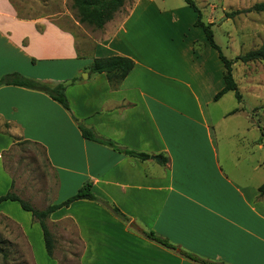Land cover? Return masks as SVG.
Returning a JSON list of instances; mask_svg holds the SVG:
<instances>
[{"label":"crops","instance_id":"1","mask_svg":"<svg viewBox=\"0 0 264 264\" xmlns=\"http://www.w3.org/2000/svg\"><path fill=\"white\" fill-rule=\"evenodd\" d=\"M20 4L21 11L13 0H0V69L18 74L20 66L44 74L57 66L68 69V80L37 79L66 85L70 113L40 92L8 86L0 88V120L9 124L12 137L43 148L56 180L50 205L89 183L97 199L129 219L123 223L88 200L53 213L50 224L66 220L74 227L79 263L199 264L182 252L214 264H264V197L258 193L264 154L249 140H237L235 148L226 145V132L217 133L220 121L233 114L213 118L223 66L194 28V13L177 45L165 38V27L181 25L185 9L165 10L154 0H133L125 16H114L98 35L78 41L55 24L56 14L32 16ZM111 56L134 63L116 88L103 74L89 73L94 59ZM78 124L149 159L139 161L85 140ZM16 205L1 203L8 210L1 213L24 231L38 232L36 243H43L38 223ZM140 232L154 233L175 250Z\"/></svg>","mask_w":264,"mask_h":264},{"label":"rangeland","instance_id":"2","mask_svg":"<svg viewBox=\"0 0 264 264\" xmlns=\"http://www.w3.org/2000/svg\"><path fill=\"white\" fill-rule=\"evenodd\" d=\"M32 1L13 0V4L21 11L22 4L20 3H24L27 11L25 13L30 12L32 16L45 13L56 14L55 24L60 29L73 34L78 41L81 39L89 41L88 35H98V29L78 23L76 11L71 7L72 0H42L41 3L31 4ZM154 1L164 6L165 10L185 9L182 11L184 21L181 25L166 23L165 27L167 29L165 38L174 40L168 42L177 45L175 39L177 38L179 42L181 36L188 33L189 24L188 28L184 24L192 20L193 12L183 0ZM193 1L200 10L202 21L205 24H212L214 42L227 59L233 60L264 44V13L251 12L229 19L226 16L231 12L246 10L254 4L263 3L264 0ZM46 3L49 5H44ZM132 3L133 0H125L123 8L114 16L118 19L125 16L126 8H129ZM161 46L163 50L171 49V46L164 42ZM195 48H200L197 42H195ZM17 68L23 77L41 83L44 82L37 78L42 76L62 80L71 78L68 69L58 66L47 74L35 68L22 66ZM0 70V77L11 73L9 69ZM232 75L241 99L238 102L234 93L229 92L212 106L215 119L235 111L233 115L220 121L217 133L226 132L224 138L226 145L235 148L237 140L243 144L249 140V144H258L264 154V62L256 61L247 64L237 62L232 67ZM79 77L84 79L85 73L80 74ZM9 128L8 123L0 120V196L6 192H12L34 209L43 210L54 200L55 175L48 167L43 148L30 141L12 137ZM16 131L17 128L13 126L12 132L16 133ZM16 206L21 211L19 205ZM2 208L0 207V264H80L78 259L81 244L69 221L65 220L55 224L46 221L47 229L54 242L53 256L48 258L43 243H36L38 232L24 231L18 223L1 213ZM3 210L7 209L3 208ZM39 231L42 235L40 229Z\"/></svg>","mask_w":264,"mask_h":264},{"label":"trees","instance_id":"3","mask_svg":"<svg viewBox=\"0 0 264 264\" xmlns=\"http://www.w3.org/2000/svg\"><path fill=\"white\" fill-rule=\"evenodd\" d=\"M183 2L195 15V20L193 23L194 28H198L201 30L206 43L210 48L216 51L218 60L223 66V88L215 94V96L213 97V101L216 102L226 93L232 92L234 93L236 100L239 102L241 96L233 79L232 67L237 62L241 64H247L256 61L264 62V44L256 50H252L243 55L235 57L233 60L227 59L222 54L220 48L214 42L213 32L211 30L212 24H205L202 21L200 10L197 8L193 0H183ZM124 4L125 0H72L71 7L76 11L79 24L92 26L95 29L101 30L106 23L113 19L114 14L121 8H123ZM251 12L264 13V2L254 4L252 7L246 10L231 12L226 16L229 19L234 18L237 15ZM133 67L134 63L131 59L120 56H111L104 59H94L90 65L89 73L103 74L108 84L112 88H116L128 76ZM8 86L40 92L46 95L52 101L56 102L65 112L70 113L68 101L65 95L66 85L64 83H60L55 86H48L47 84L25 78L22 75L14 72L0 77V88ZM233 112L235 111H232V113ZM73 120L76 121L75 119ZM78 129L80 131L81 137L85 140L97 143L99 145H105L111 148L113 151H116L125 156L135 158L139 161H145L149 159V155L147 154L137 153L117 147L112 142L96 136V134L91 129H87L80 124H78ZM166 162L167 159L161 157L160 163L165 164ZM91 188V185L87 183L83 185L73 196L69 197L62 203L49 205L43 210L34 209L28 203L20 200L12 192H7L4 195L0 196V204L8 201L15 202L18 203L22 211L30 213L32 219L37 222L40 227L46 255L49 258H52L54 242L47 229L46 221L53 213L62 208H67L73 202L79 200L97 202L104 208H106L121 222H129V219L124 216L117 207L110 203L97 199L92 193ZM258 193L260 196L264 197V183L258 188ZM140 234L145 239L154 242L166 249L175 250L174 247L170 245L166 240L156 236L152 232H140ZM181 255L199 264H214L200 260L196 257H192L191 255L182 252Z\"/></svg>","mask_w":264,"mask_h":264},{"label":"water","instance_id":"4","mask_svg":"<svg viewBox=\"0 0 264 264\" xmlns=\"http://www.w3.org/2000/svg\"><path fill=\"white\" fill-rule=\"evenodd\" d=\"M85 76H86V74H85ZM157 160H158V158H156Z\"/></svg>","mask_w":264,"mask_h":264}]
</instances>
